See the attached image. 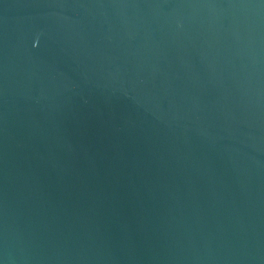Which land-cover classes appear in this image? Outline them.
<instances>
[{"label": "water", "instance_id": "water-1", "mask_svg": "<svg viewBox=\"0 0 264 264\" xmlns=\"http://www.w3.org/2000/svg\"><path fill=\"white\" fill-rule=\"evenodd\" d=\"M0 264H264V0H0Z\"/></svg>", "mask_w": 264, "mask_h": 264}]
</instances>
